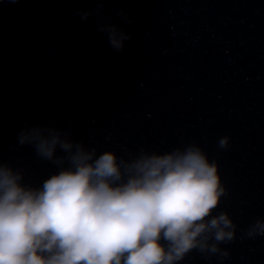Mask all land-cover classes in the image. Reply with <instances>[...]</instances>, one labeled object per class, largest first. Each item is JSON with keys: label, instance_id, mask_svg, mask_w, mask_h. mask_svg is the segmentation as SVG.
I'll use <instances>...</instances> for the list:
<instances>
[{"label": "water", "instance_id": "1", "mask_svg": "<svg viewBox=\"0 0 264 264\" xmlns=\"http://www.w3.org/2000/svg\"><path fill=\"white\" fill-rule=\"evenodd\" d=\"M26 126L117 162L196 144L227 192L213 215L237 231L223 261L181 264H264V236L243 231L264 220V0H0V161L40 187L58 168L18 143Z\"/></svg>", "mask_w": 264, "mask_h": 264}, {"label": "clouds", "instance_id": "2", "mask_svg": "<svg viewBox=\"0 0 264 264\" xmlns=\"http://www.w3.org/2000/svg\"><path fill=\"white\" fill-rule=\"evenodd\" d=\"M99 30L117 51L130 39L116 25ZM228 142L222 137L219 148ZM18 143L58 172L32 187L0 161V264H181L192 251L228 258L220 245L235 240L237 225L225 211L213 215L227 192L196 144L117 162L47 127L26 126ZM57 148L65 155L55 156ZM243 231L264 236V220Z\"/></svg>", "mask_w": 264, "mask_h": 264}]
</instances>
